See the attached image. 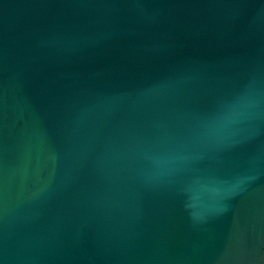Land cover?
<instances>
[{"label":"water","instance_id":"95a60500","mask_svg":"<svg viewBox=\"0 0 264 264\" xmlns=\"http://www.w3.org/2000/svg\"><path fill=\"white\" fill-rule=\"evenodd\" d=\"M0 264H264V0H0Z\"/></svg>","mask_w":264,"mask_h":264}]
</instances>
